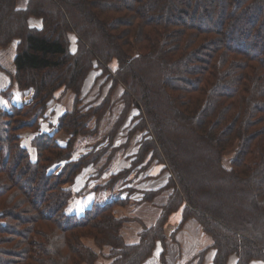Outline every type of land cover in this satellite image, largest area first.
<instances>
[{"label":"trees","instance_id":"trees-1","mask_svg":"<svg viewBox=\"0 0 264 264\" xmlns=\"http://www.w3.org/2000/svg\"><path fill=\"white\" fill-rule=\"evenodd\" d=\"M11 45L15 76L3 94L31 98L0 114V264H144L157 244L168 264L166 245L188 220L210 242L188 264H203L209 251L210 264H264V0H0V49ZM93 72L96 82L104 78L102 91L85 103ZM67 93L73 104L58 121L61 146L39 132L38 120ZM118 102L94 147L107 146L73 159L76 139L97 134ZM34 129L31 158L21 135ZM120 129L139 146L105 187L129 184L152 164L153 178L166 176L163 186L140 191V203L167 195L130 244L115 214L123 199L81 213L72 202L76 176ZM181 208L167 238V220Z\"/></svg>","mask_w":264,"mask_h":264},{"label":"crops","instance_id":"crops-1","mask_svg":"<svg viewBox=\"0 0 264 264\" xmlns=\"http://www.w3.org/2000/svg\"><path fill=\"white\" fill-rule=\"evenodd\" d=\"M29 23L32 27L39 26V22L36 20H30ZM14 56H15V46L14 45H11L5 49H0V102L8 101L6 103V106H5L6 109L4 111H8L11 107H20V106L29 104L30 98H31V95L29 92L15 91L9 94V98L7 100L3 99L7 95V93L3 94V92L7 91V88L9 87V85L11 84L15 76V66L13 63ZM95 77L96 76L87 77L88 86H86L85 88V83H84L82 93H85V91H87V88L89 89L90 87L89 83L92 85L94 84V82L92 83L90 82V79L94 80ZM87 79L85 81H87ZM63 99L64 101L62 103L65 106V107L63 106L64 111H62L58 115L57 118L62 116L65 113V111L70 110L73 104V97L70 93H67ZM104 119L101 122V124L104 122ZM42 121L44 120H38L39 131L42 133L49 134L48 129H44L43 127H40ZM101 124L99 125V128ZM23 133L25 134L26 132H23ZM24 134L21 135L22 144H23V138L26 137L24 136ZM52 135L54 136V139L56 140V142L61 146L64 145L67 141V137L60 132L56 131ZM120 141H122V139H120ZM124 141H122V143L121 142L117 143L118 140H117V137H115L113 139V144L111 148L115 147L117 144H120V145L126 144L125 146L122 145L124 146L123 148L125 151H122L120 153L109 154L110 153L108 151L110 149L109 148L107 150L108 152L106 151L98 160V163H97L98 167L105 166L104 169L103 168L100 169V172H102L100 174L101 181H105V183H107L111 175L118 173L120 171L129 169L130 164L133 161L134 155L136 154L138 146H139L137 144L138 139L137 138L130 139V141L128 142L127 138H125ZM78 144L79 143H77V146ZM77 146H76V149L74 150V154H73L74 157H76V154L79 150L78 147H80V146L78 147ZM106 146H107V143L102 142L101 145L98 146L99 148L97 149L102 150ZM87 150H90V149H87ZM82 154L79 153V155H82ZM156 174H157V168L154 166V164H152L148 167L147 171L140 173L136 180L133 179V181H131L129 184H126L122 187H120L121 186L120 183L116 184L114 188L112 189L113 190L112 192L115 193V198H113V200L123 199V202H124V205L119 206L117 213H119L120 211H124V209L128 207L129 208L132 207L131 210L136 211V208H134V206L138 208L141 214L143 212H146V216L135 217L138 221L135 220L132 223L129 222L128 225H126L123 228L122 234L127 244L134 243L137 240V235L140 231L141 225L150 226L154 223V221L159 216V210L156 208V206H159L164 201L167 195L166 192L156 197L153 203H146V202L140 203L139 202L142 196L140 191H152L164 185L166 176H162L158 179L157 178L155 179L152 176H155ZM129 180H132V176L129 177ZM104 184H102V182H99L95 186L89 188V190L87 191V195H88L87 197L92 198L91 202H94L93 200H95L96 197L98 198V196L104 191L101 189V187L104 186ZM74 187H75V184L73 188ZM125 188L133 189L134 191H132L131 194L129 195L128 191H126ZM105 189H106L105 191L111 190V188H108V189L105 188ZM101 198L102 197H100V201L97 204L102 205L104 203H107L108 200H102ZM86 206H87L86 203L82 202L78 207L75 204L73 208H75L76 212H79V210H82L81 207L84 209V207L86 208ZM182 211H183V208L179 209L177 212L173 213L168 218L167 223L164 228V233L167 238H169V236L173 234V232H175V230L179 227L182 221ZM209 244L210 242L208 238L203 234L198 224L194 220H188L183 225V227L180 229V231L176 234L174 242L170 241L167 243L166 248H167L168 254L166 256V261L168 264H188V262L194 256L203 252L202 250L205 249V247H207V245ZM161 251H162L161 245L157 244L153 250L151 257L144 264H160L159 256H160ZM211 259H212V252L209 251L204 256L203 264H210ZM235 261H236V258L231 257L229 259L228 264H235ZM251 264H263V263L259 261H254V262H251Z\"/></svg>","mask_w":264,"mask_h":264},{"label":"rangeland","instance_id":"rangeland-1","mask_svg":"<svg viewBox=\"0 0 264 264\" xmlns=\"http://www.w3.org/2000/svg\"><path fill=\"white\" fill-rule=\"evenodd\" d=\"M71 41H73V39H71ZM72 50H73V45H72ZM96 73L93 72L89 76H92V77L97 76L98 73L97 74ZM90 82L91 83L92 82H95L94 83L95 85L93 87V85L89 83V86L90 87H89V89L87 88V91H85L86 94L85 93H82V95H85L86 96L85 103L91 102V100L94 97H96L100 93V91H102V89H100V86L104 83V78L97 80V82H96V79H94V80H91L90 79ZM86 86H88V79H87V81H85V88H86ZM64 97L65 96H62L61 99H57V100L50 101L48 103L47 108H46V112H45V114L42 117V120H44V121L41 122L40 127H43L44 129H48L49 135H52L53 133H55L57 131L58 121H59V118L61 116L59 118H57V117H58V115L62 111H64V108H63L64 104L62 103L64 101V99H63ZM117 97H118V94H115L114 98H117ZM8 98H9V94L7 93V95L3 99L7 100ZM7 102L8 101L0 102V114L2 113V111H4L6 109L5 106H6V103ZM120 109H121V104L118 102V103L115 104V106H114V108L112 110V114L109 115V116L108 115L105 116L104 122L101 124V126H100L97 134H95V135H92L91 134L90 135L88 133L87 135L82 136V137H78L76 139V142L74 143L73 150H72V158L73 159L76 160V159H78V158L86 155L88 152H91L92 151V148H95L94 146L96 144H98L100 142V140H102L103 136L110 130V128H111L112 124L114 123V120H115L117 114L119 113ZM26 110H28V108H26ZM65 112H67V111H65ZM31 119H32V117H29L28 116V117L17 118L16 121L20 124L22 122H29V120L31 121ZM39 120H41V119H39ZM0 123H2V120L1 119H0ZM92 127H93V123H89V128H92ZM25 132L26 133L25 134L23 133V134L26 137L23 136L24 138H23V144H22V146L29 152V154L31 155V158H33L35 152H34L33 148L30 145H31V142H32L34 136L37 135V134H39L40 131L37 132L34 129V131L33 130H30V131L29 130H26ZM116 137H117V140H118L117 143H119V142L122 143V141H124V139L126 138V131L123 130V129H120L117 132ZM120 139H122V141H120ZM103 142L108 143V140H104ZM77 143H79L78 146H80V147L77 146ZM112 144H113V141L109 145V148L110 149L108 148L109 149L108 151L110 152L109 154L120 153L122 151H125L124 148H123L125 146V144H122L124 146H122L120 144H117L115 147L111 148L112 147ZM114 145H115V143H114ZM76 146L79 148V150H78V152L76 154V157H74L73 154H74V150L76 149ZM97 148H99V147H96L94 149L95 152L98 151ZM87 149H90V150H87ZM79 153L80 154L83 153V154L82 155H79ZM78 155H79V157H78ZM97 163L95 165L94 164H91V165H88L87 167L83 168L82 171L75 178V181H74V183H73V185H72L71 188L73 190L72 202L74 201L73 203H74V205L76 204L77 207L82 202L86 203V205H87L86 208H88L89 206H91V204L99 205L97 203H99L100 197H102L101 198L102 200H108L107 203L108 202H113V198H115V193L112 192L113 191L112 189L114 187H112V189L110 191H108V190L105 191L106 190L105 189L106 188L105 186L110 181V177H109L107 183H105V181H101L100 174L102 172H100V169L102 167H98L97 166ZM53 171H54L55 174H58V173L61 172V170H58V169H55ZM99 182H102V184L105 183L104 186L101 187V189L104 190V191L98 196V198L96 197L95 200H93L94 202H91V199L92 198L87 197L88 196L87 195V191L89 190V188L95 186ZM74 184H75V187L73 188ZM89 196H90V194H89ZM86 208L84 207V209H83L81 207L82 210H79V212H77V213L83 212ZM118 208H119V206L115 209V214H116V216L118 218L125 219V222L123 224V228L126 225H128L129 222L132 223L135 220L138 221L135 217L146 216V212H143L141 214V212L138 210V208L136 206H134V208H136V211L131 210L132 207H130V208L128 207V208H125L124 211H120L119 213H117L118 212L117 211ZM156 208L158 209V206H156ZM142 226H144V225H142ZM209 246H210V244L207 245V247H205V249H203L202 251H204L207 248H209ZM99 264H105V262L104 261H100Z\"/></svg>","mask_w":264,"mask_h":264}]
</instances>
